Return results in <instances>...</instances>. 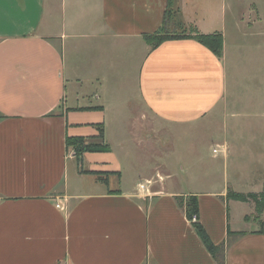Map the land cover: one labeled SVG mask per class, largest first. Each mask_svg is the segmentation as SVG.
<instances>
[{
	"label": "crops",
	"instance_id": "crops-1",
	"mask_svg": "<svg viewBox=\"0 0 264 264\" xmlns=\"http://www.w3.org/2000/svg\"><path fill=\"white\" fill-rule=\"evenodd\" d=\"M163 21L220 33L221 55L194 36L151 47ZM261 68L264 0H0V264H218L188 195L224 264H264V210L227 198L264 189V93L245 88ZM191 130L222 155L218 187L172 182ZM69 138L108 150L77 158Z\"/></svg>",
	"mask_w": 264,
	"mask_h": 264
},
{
	"label": "rangeland",
	"instance_id": "rangeland-1",
	"mask_svg": "<svg viewBox=\"0 0 264 264\" xmlns=\"http://www.w3.org/2000/svg\"><path fill=\"white\" fill-rule=\"evenodd\" d=\"M260 70L264 71V68H261ZM257 83L258 81L248 83V85H245V88H250L248 92L253 94H258L260 92L264 93V85ZM184 133L185 134H183L184 136L182 138L176 140L177 146L176 149H173L174 153L171 156L168 155V157H170L174 162L172 164V170L174 172L171 175L172 182L175 183L176 187H179L180 190L183 191H188L196 187H211L212 184H214L215 187H218V185L221 183L223 170V163L220 160L222 156L221 153H219L220 156H217L219 154H217L215 157L212 156L213 145H211V143H208L206 138L203 139L205 133L197 139L195 137L196 134L193 133L192 130ZM201 134L203 133L201 132ZM213 135L217 140L220 137L222 138L223 133L216 131ZM232 135L234 139L232 138ZM235 135L236 131H233V134H229L228 137L231 140L238 141L239 139ZM163 138L164 140L167 139V141H163L161 143V150L167 151L170 148L168 144L169 139L166 134H163ZM257 149H259V147H257ZM175 157L176 159H179L181 161H174ZM207 173H212V176L215 177V180L212 181L210 179H206L210 178ZM261 179L262 178L255 179L254 182L259 183L262 181ZM260 217L264 219V213ZM241 224L242 223L239 222L232 223V225L235 227L242 226ZM256 224L260 226V223L258 224L256 222Z\"/></svg>",
	"mask_w": 264,
	"mask_h": 264
},
{
	"label": "trees",
	"instance_id": "trees-1",
	"mask_svg": "<svg viewBox=\"0 0 264 264\" xmlns=\"http://www.w3.org/2000/svg\"><path fill=\"white\" fill-rule=\"evenodd\" d=\"M164 22L165 21H163L161 27L157 29L155 32L144 35L145 41L149 43L151 47H155L167 39H178V38H186V37L194 36L198 41H200L203 45L208 47L216 55L218 56L221 55L223 39L220 33H213V34L195 33L194 35L187 34V32L185 31L180 33H170L164 26ZM102 133L103 131L101 132V135ZM67 142L70 145L71 144L73 145L77 158H79L84 151L108 150L107 147L103 145L100 146L98 144H93V143H84L80 138H72V139L69 138ZM227 198L237 201H243V202L252 201L254 203L255 210L259 214L264 210V189L263 191L258 193L255 192L242 193V192H235L229 189L227 193ZM176 199L178 200L179 205L184 208L186 217L192 222V225L195 228L197 235L201 239L203 245L206 247L208 252L211 254V256L215 259V261L218 264H224V251H225V246L228 242V238L219 244H215L211 240L209 234L207 233V231L205 230L204 226L202 225L199 219V204H198L197 195H188L186 199H183V197H177ZM260 224L263 226L264 221L261 222ZM227 234L231 236L232 234H242V232H233L228 227Z\"/></svg>",
	"mask_w": 264,
	"mask_h": 264
},
{
	"label": "built area",
	"instance_id": "built-area-1",
	"mask_svg": "<svg viewBox=\"0 0 264 264\" xmlns=\"http://www.w3.org/2000/svg\"><path fill=\"white\" fill-rule=\"evenodd\" d=\"M140 187H143V185H140Z\"/></svg>",
	"mask_w": 264,
	"mask_h": 264
}]
</instances>
